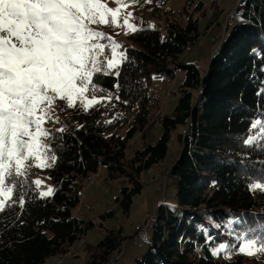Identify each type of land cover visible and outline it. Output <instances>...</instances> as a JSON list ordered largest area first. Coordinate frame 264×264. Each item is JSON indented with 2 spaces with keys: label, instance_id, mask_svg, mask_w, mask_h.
Instances as JSON below:
<instances>
[{
  "label": "trees",
  "instance_id": "1",
  "mask_svg": "<svg viewBox=\"0 0 264 264\" xmlns=\"http://www.w3.org/2000/svg\"><path fill=\"white\" fill-rule=\"evenodd\" d=\"M132 1L136 10L143 4L149 17L136 11L139 27L126 36L121 64L107 74H94L101 89L94 95L104 99L87 110L65 108L68 118L48 127L52 135L47 143L56 159L43 170L55 183L54 194L40 195L32 166L26 180L17 182L10 206L0 212V264H44L68 253L95 227L74 211L84 180L101 167L111 177L127 176L129 184L116 200L129 213L143 188L141 173L165 159L179 126L181 152L167 175L175 192L171 202L159 204L146 229L152 227L147 248L134 264H264V253L249 256L239 250L246 240L264 244V190L252 189L264 183V140L246 142L258 135L252 123L264 120V0L240 1L241 22L205 72L181 60L200 35L195 10L205 0H186L182 13L168 7L169 0ZM153 18L164 21L165 32L152 24ZM105 55L110 57V51ZM178 68L185 78L173 112L159 117L163 133L156 143L144 141L127 156L138 128L145 127L158 102L151 87L153 72L174 77ZM125 240L121 229L109 232L89 264H116Z\"/></svg>",
  "mask_w": 264,
  "mask_h": 264
},
{
  "label": "snow or ice",
  "instance_id": "2",
  "mask_svg": "<svg viewBox=\"0 0 264 264\" xmlns=\"http://www.w3.org/2000/svg\"><path fill=\"white\" fill-rule=\"evenodd\" d=\"M114 2L118 7H109L105 0H0V212L10 206L17 182L26 180L33 164L46 168L55 161L47 143L52 134L44 125L58 122L52 115L56 100L91 108L100 102L94 94L101 91L94 74H107L124 59L115 42L111 57L105 55L109 45L100 41L110 38L93 27L126 25L138 30L126 18L121 22L126 0ZM251 127L258 135L246 142L264 140V120ZM252 189H264V184ZM51 194V189L40 193ZM239 250L249 256L264 253V244L246 240Z\"/></svg>",
  "mask_w": 264,
  "mask_h": 264
},
{
  "label": "rangeland",
  "instance_id": "3",
  "mask_svg": "<svg viewBox=\"0 0 264 264\" xmlns=\"http://www.w3.org/2000/svg\"><path fill=\"white\" fill-rule=\"evenodd\" d=\"M240 1L205 0L203 8L201 10H195V15L199 19L200 35L192 41L191 48L186 49L181 55L183 62L196 63L200 71L205 72L229 30L235 24L241 22V16L237 13ZM105 2L108 3L109 7H118L114 0H105ZM186 2V0H169L167 6L171 7L176 13H182L181 11H184V7L187 6ZM191 8L189 6L190 10ZM136 11L139 14L149 17V11L146 8L144 9L143 4L140 6V9L136 10V2L126 0V6L121 11V22L126 18L129 20V23L138 28L139 23L136 20ZM129 13L131 14L130 16L128 15ZM183 15L184 12L181 16ZM152 24L161 29L162 32H165L164 21L162 19L153 18ZM93 27L104 32L105 36L110 38L100 41L103 44L109 45L105 51L108 50L111 53L110 46L115 42L121 46L116 50L117 54L122 53L123 56L125 55L124 47L125 43H128L126 36L132 30L126 25L123 27L93 25ZM121 62L122 60L119 61L118 66ZM184 78L185 71L182 68L176 70L174 77L161 75L155 71L153 72L151 87L158 97V102L151 108L149 120L145 127L138 128L139 130L127 149V156L134 155L137 149L142 148L144 141L152 144L157 142L164 131L159 122V117L169 115L173 112L180 97L177 89ZM88 96L89 98H93V95L90 93ZM94 96L99 101L104 99L100 95ZM76 105H80V103L77 102ZM67 107L66 102L57 99L53 106L52 115L58 120L62 118L67 119L68 114H64L65 108ZM44 126L48 128L58 125L52 120L48 121ZM181 130L182 127L179 126L172 133L168 154L165 159L141 173L140 180L143 183V188L134 198L129 213L125 212L123 207L120 206V202L116 200V196L121 195V188L129 184V180H124L127 179V176L118 175L111 177L107 167H101L98 174H93L85 179L83 182L81 202L74 212L84 220L92 221L95 227L91 228L82 239L75 241L68 253L51 256L47 258L44 264H89L91 255L96 250L98 243L109 232L114 231V233H118L120 229L122 238L126 240L123 245L120 261L116 262V264H134L135 259L141 256L146 250L147 239L151 235L152 227L146 231L147 227L145 228L144 225L154 215L159 208V204L165 199L168 202L172 201L175 186L167 175L181 152V143L178 139V133ZM33 166L37 169L35 181H42V184L37 186L39 191L46 192L51 189V195H53L56 186L48 172L44 171V168L36 167L34 164ZM168 180L170 181L168 182ZM133 183L134 180H131V184ZM110 210L113 211V215L109 217L108 212ZM105 264L111 263L107 262Z\"/></svg>",
  "mask_w": 264,
  "mask_h": 264
},
{
  "label": "bare ground",
  "instance_id": "4",
  "mask_svg": "<svg viewBox=\"0 0 264 264\" xmlns=\"http://www.w3.org/2000/svg\"><path fill=\"white\" fill-rule=\"evenodd\" d=\"M191 46H192V42H190V43L187 45L186 49H190ZM155 213H156V212H155ZM155 219H156V217H155L154 215H152V217L149 219V221H147V224H146L145 228L148 227L149 224H150V222L154 221ZM152 224H153V223H152ZM117 254H118V253H117ZM118 256H119V255H118Z\"/></svg>",
  "mask_w": 264,
  "mask_h": 264
},
{
  "label": "water",
  "instance_id": "5",
  "mask_svg": "<svg viewBox=\"0 0 264 264\" xmlns=\"http://www.w3.org/2000/svg\"><path fill=\"white\" fill-rule=\"evenodd\" d=\"M240 8H241V7H239V8L237 9V12L240 11ZM230 31H231V29L229 30L228 34L230 33ZM228 34H227V36H228ZM227 36L224 37L223 42L221 43V46H220V48L218 49V52H220V50L223 48V46H224V44H225V42H226V38H227ZM216 54H217V53H216ZM216 54H215V55H216ZM215 55H214V56H215ZM214 56H213V57H214ZM213 57H212V58H213Z\"/></svg>",
  "mask_w": 264,
  "mask_h": 264
},
{
  "label": "built area",
  "instance_id": "6",
  "mask_svg": "<svg viewBox=\"0 0 264 264\" xmlns=\"http://www.w3.org/2000/svg\"><path fill=\"white\" fill-rule=\"evenodd\" d=\"M146 224H147V222H146ZM146 224L144 226H146Z\"/></svg>",
  "mask_w": 264,
  "mask_h": 264
}]
</instances>
